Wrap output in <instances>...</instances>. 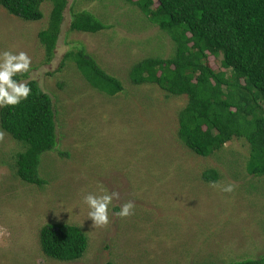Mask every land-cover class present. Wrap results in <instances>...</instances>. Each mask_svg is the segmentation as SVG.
<instances>
[{
    "label": "rangeland",
    "instance_id": "374dc122",
    "mask_svg": "<svg viewBox=\"0 0 264 264\" xmlns=\"http://www.w3.org/2000/svg\"><path fill=\"white\" fill-rule=\"evenodd\" d=\"M72 6L111 29L72 32ZM42 8L41 21L25 22L0 7V51L31 57L23 81L38 82L58 110V145L43 155L41 187L12 170L24 147L0 124V264H225L264 257V178L247 170L249 143L236 138L222 152L198 156L178 136L187 97L169 98L154 85L130 82L136 62L174 54L171 38L124 0H70L55 57L47 63L38 36L53 6ZM84 46L123 82L121 94L110 97L93 88L73 61L61 68L67 53ZM210 62L222 69L220 59ZM211 169L220 174L217 184L203 179ZM229 184L232 192L221 190ZM101 189L118 192L119 199H113L110 223L98 227L83 198ZM129 201L134 215H115ZM47 223L82 228L89 238L84 258H48L40 244Z\"/></svg>",
    "mask_w": 264,
    "mask_h": 264
},
{
    "label": "trees",
    "instance_id": "16d2710c",
    "mask_svg": "<svg viewBox=\"0 0 264 264\" xmlns=\"http://www.w3.org/2000/svg\"><path fill=\"white\" fill-rule=\"evenodd\" d=\"M124 1L168 35L175 48L169 58L136 62L129 71L131 84L154 85L169 98L186 96L187 105L178 115V136L185 146L198 156L211 157L234 139H245L250 145L247 170L264 178V0ZM46 2L53 8L38 38L50 63L70 0H0V7L25 22H38L44 18ZM110 29L95 14L72 6V32ZM76 50L65 55L61 68L73 61L89 85L110 97L125 90L118 76L108 73L85 46ZM212 57L221 60V70L211 65ZM15 78L27 80L29 73ZM29 86L27 100L1 109L0 124L24 147L13 158L12 170L23 182L41 187L46 183L40 173L43 155L58 145V110L38 82L30 81ZM220 178L214 169L203 175L207 183L217 184ZM40 244L48 258L72 263L84 258L89 238L79 226L47 223L40 230ZM225 264H264V257Z\"/></svg>",
    "mask_w": 264,
    "mask_h": 264
},
{
    "label": "clouds",
    "instance_id": "9594fccd",
    "mask_svg": "<svg viewBox=\"0 0 264 264\" xmlns=\"http://www.w3.org/2000/svg\"><path fill=\"white\" fill-rule=\"evenodd\" d=\"M32 60L26 52L14 53L12 51H0V108L15 107L27 100L32 89L29 83L16 79L18 74L31 72ZM4 133L0 132V140ZM215 186V185H214ZM224 192H232L234 185H227L221 189ZM102 194L89 192L84 196L83 202L88 206V217L98 227L107 226L110 223V207L113 199H119L118 192H108L101 189ZM135 205L129 201L124 203L118 212L120 218L134 215Z\"/></svg>",
    "mask_w": 264,
    "mask_h": 264
}]
</instances>
